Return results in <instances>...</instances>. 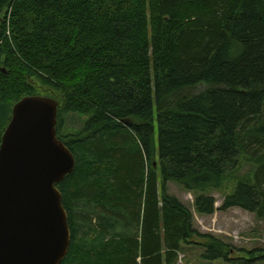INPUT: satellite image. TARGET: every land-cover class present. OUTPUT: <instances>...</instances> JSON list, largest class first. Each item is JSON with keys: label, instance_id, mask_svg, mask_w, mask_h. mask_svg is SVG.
I'll return each mask as SVG.
<instances>
[{"label": "trees", "instance_id": "16d2710c", "mask_svg": "<svg viewBox=\"0 0 264 264\" xmlns=\"http://www.w3.org/2000/svg\"><path fill=\"white\" fill-rule=\"evenodd\" d=\"M33 80L62 93L57 135L76 158L57 184L61 264H174L195 236L206 260L230 259L167 182L212 215L244 159L255 170L221 210L264 218V0H0V146ZM70 114L88 118L66 134Z\"/></svg>", "mask_w": 264, "mask_h": 264}, {"label": "water", "instance_id": "95a60500", "mask_svg": "<svg viewBox=\"0 0 264 264\" xmlns=\"http://www.w3.org/2000/svg\"><path fill=\"white\" fill-rule=\"evenodd\" d=\"M59 101H18L0 146V264H61L71 229L57 184L76 158L57 135Z\"/></svg>", "mask_w": 264, "mask_h": 264}, {"label": "rangeland", "instance_id": "374dc122", "mask_svg": "<svg viewBox=\"0 0 264 264\" xmlns=\"http://www.w3.org/2000/svg\"><path fill=\"white\" fill-rule=\"evenodd\" d=\"M33 83L36 95L61 99L59 90L43 85L40 81L33 80ZM87 118L85 115L70 114L63 132L69 134L82 129ZM254 170L253 164L244 159L239 171L228 175L224 186L212 192L216 198V212L212 215H201L196 211L194 192L187 191L177 181L167 182L168 194L177 196L193 212L194 228L219 238L231 247L230 259L206 260L203 253L209 239L195 236L182 244L174 264H264V218L238 207L221 210L226 195L235 190L239 179ZM160 192L163 193L162 180Z\"/></svg>", "mask_w": 264, "mask_h": 264}]
</instances>
